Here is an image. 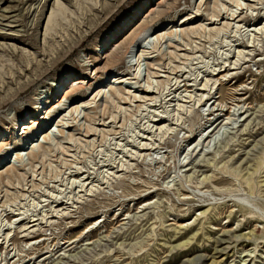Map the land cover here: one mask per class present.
Masks as SVG:
<instances>
[{
  "label": "rangeland",
  "instance_id": "1",
  "mask_svg": "<svg viewBox=\"0 0 264 264\" xmlns=\"http://www.w3.org/2000/svg\"><path fill=\"white\" fill-rule=\"evenodd\" d=\"M8 1L0 7L17 17L14 31L0 18V101L13 100L0 102V139L11 140L0 264H264V0H162L117 39L145 0ZM231 11L241 18L208 20ZM155 24L161 31L125 54ZM111 38L122 46L104 54ZM83 73L85 90L22 142L15 125ZM125 76L136 79L113 98L112 78ZM149 82L152 103L139 98Z\"/></svg>",
  "mask_w": 264,
  "mask_h": 264
},
{
  "label": "bare ground",
  "instance_id": "2",
  "mask_svg": "<svg viewBox=\"0 0 264 264\" xmlns=\"http://www.w3.org/2000/svg\"><path fill=\"white\" fill-rule=\"evenodd\" d=\"M10 1V0H9ZM8 1V2H9ZM161 1L162 0H145V2L144 3H142V5L141 6H139V8L137 9V11L134 13V15L131 17V19H129L128 21H126L124 24H123V26L118 30V31H116V32H114V34H112L113 36V38H115V39H117V37L119 36V35H121V34H123L126 30H131V29H133V28H135L136 26H137V23L135 22V20L136 19H138V17H139V15H141V18H143V17H148V15L149 14H151L152 12L154 13V10H155V8L153 7V5H155V4H159V3H161ZM217 1H219V0H217ZM224 1V0H223ZM244 1H248V2H250L251 0H244ZM253 1V0H252ZM251 1V2H252ZM10 2H18V1H16V0H11ZM220 2V1H219ZM219 2H218V4H219ZM235 4H237V6H238V8L239 7H242L243 6V4L242 3H240V1H238V2H235ZM222 6H225V5H222ZM236 6V5H235ZM234 6V7H235ZM245 6V5H244ZM217 8H220V7H218V5L216 6ZM215 7V8H216ZM248 7H250V5L248 6ZM214 8V9H215ZM225 9H226V7H224ZM237 8V7H236ZM241 10V9H240ZM16 11V9L15 10H13L12 9V7H6V8H1L0 7V12L2 13H0V18L2 19V20H4V21H7V23L8 24H2V25H4L3 27L5 28H8V30L9 31H14V29L16 30V28H14L15 26H12L11 24L14 22H16V20H14V19H16V17H17V15H12V16H8L7 14H13L14 12ZM219 11V13H220V9L218 10ZM217 12V11H216ZM215 12V13H216ZM230 12V11H229ZM212 13H214V11L212 12ZM212 13H211V15H212ZM218 13V12H217ZM216 13V14H217ZM222 13V12H221ZM227 13H228V11H227ZM226 13V18H222L221 20H219V18L220 17H223L222 15H220V14H217V16L216 15H212L211 17L212 18H208V20H210V22H212V24H215V23H217L218 21H220V22H222L224 19H226V20H232V21H236L237 19H240L241 17V13H240V15H238V16H236V14L235 13H233V11H231V13L232 14H227ZM0 19V20H1ZM13 19V20H12ZM140 19V18H139ZM244 20V19H243ZM137 21H139V20H137ZM186 23V21L184 22V24ZM164 25V24H163ZM221 25V24H220ZM223 25L226 27V26H228V28H229V24L228 23H223ZM160 25H157V24H155V25H153V26H150V27H146V28H144L142 31L140 30V33L139 34H135V35H137V36H135L136 38H132L133 37V35H132V37L130 38V39H132V41L129 43L128 42V48H127V52L125 53V54H130L131 53V50L135 47V46H137V45H139L140 43H141V41L142 40H144L145 38H146V35L149 33V32H151L152 30H156V31H154V32H156V33H158L159 31H161V27H159ZM230 26H231V24H230ZM2 26H0V28H1ZM2 27V28H3ZM5 30V29H4ZM137 30V29H136ZM221 30V29H220ZM0 31H2V30H0ZM21 32V31H20ZM186 32V31H185ZM171 33V32H170ZM182 33H184V32H181V34ZM167 34V36H169V37H171L170 35L171 34H173V32L171 33V34H169L168 32L166 33ZM169 34V35H168ZM2 35H4V33H2V32H0V36H2ZM5 35H6V33H5ZM174 35V34H173ZM161 36V39H162V34L160 35ZM159 36V37H160ZM187 36H189V35H187ZM122 37V36H121ZM163 37H164V35H163ZM166 37V36H165ZM205 37V36H204ZM124 38V37H123ZM158 38V37H157ZM173 38V37H172ZM171 38V39H172ZM134 39V40H133ZM128 40V39H127ZM175 41V40H174ZM114 43V45L116 46L115 48H118V47H121L122 45L121 44H118V41H113L112 40V38L111 39H106L105 41H104V43H103V47L102 48H106L107 50L104 52V54L105 53H108V51H109V48H107L108 46H109V44L110 43ZM126 42V41H125ZM113 45V44H112ZM110 55H111V57H110ZM108 57H110V63H112V64H110V65H113V64H115L116 62H117V60H118V56H117V51H114V52H111L110 54H107V56H106V58H108ZM129 64V63H128ZM110 65H108V66H110ZM139 65V64H138ZM137 64H136V66H138ZM115 65H113V66H110V69L109 70H107L104 74H103V76H104V79H106V76H109V75H111V72L113 71V67H114ZM131 66H133V65H131ZM140 66V65H139ZM138 66V67H139ZM130 67V66H129ZM149 67H151V66H149ZM112 68V69H111ZM133 68V67H132ZM222 68V67H221ZM99 70V69H98ZM97 70V71H98ZM137 70H138V68H137ZM230 70H227V68L224 70V71H222L221 70V72H220V70H219V74H217L216 76H218V77H220V76H222V73H227L228 74V72H229ZM99 73V72H98ZM138 73H140V71H138ZM83 76H78V77H76V78H74L73 80H71L70 81V83H69V85L68 86H66V81L65 80H62L60 83H59V86L56 88V90H54L53 92H52V95L51 96H49V97H47L44 101H43V103L42 104H38V106H37V108H36V111H34V115H31L30 116V118H29V120H28V122H26V120L25 119H23L22 120V124H16L15 126H16V128L19 130V132L22 130V132H24L23 134H22V136H26V139H24V141H22V142H24L25 143V141L27 142V140H29V139H31V136H33V134H31V131H33L34 133L37 131V130H40V128H44L47 124H48V122L51 120L50 119V117H52L53 115L52 114H55V113H57V112H59V111H61V109H62V107H64V105H66L67 104V100L68 99H70V97L71 96H74L76 93H78V92H81V91H83V90H85V77H86V73H83L82 74ZM128 75H130V74H128ZM132 75V74H131ZM130 75V76H131ZM136 75V74H135ZM137 75H139V74H137ZM155 75V74H154ZM157 75V74H156ZM224 76V75H223ZM222 76V77H223ZM139 77V78H138ZM140 77H141V74H140V76H137L136 78H137V80L138 79H140ZM70 78V77H69ZM68 78V79H69ZM134 78V80L136 79L135 77H133ZM160 78H162V77H160ZM71 79V78H70ZM220 80H222L221 78H219ZM130 80V81H129ZM133 79H130L129 77H127V76H125V77H114V78H112V82H110V91L112 92L111 94H112V96H113V98H114V96L116 97V96H118L119 98L120 97H122L123 95V92H121V89L122 88H124L123 87V85L124 86H130V85H132V83H131V81H132ZM133 80V81H134ZM28 81H30V80H28ZM189 81V80H188ZM219 81V80H218ZM138 82V81H137ZM29 83V82H28ZM26 84V83H25ZM70 84H71V86H72V88L69 90L68 88H69V86H70ZM151 84L152 83H150L149 82V88L148 87H146V88H148V89H146L145 87L143 88L144 90H142V93L143 94H145L144 95V97H139V98H143V99H145V101L144 102H147V101H150L151 103L152 102H156L155 100H157L155 97H153V95H155V92H153L152 90L154 89L152 86H151ZM23 85V84H22ZM28 85V84H27ZM29 85H31V84H29ZM115 85H120L121 87H116ZM185 85V84H184ZM25 86V85H24ZM140 86V85H139ZM187 85H185L184 87H186ZM190 86H192V85H190ZM205 86H206V84H205ZM205 86H203L204 88H205ZM60 87H65L64 88V90H63V92H62V94L59 96V93H58V91H59V89H60ZM133 87V86H132ZM142 87V86H141ZM150 87L151 88H153L152 90L150 89ZM188 87V86H187ZM202 87V86H201ZM202 87V89H204ZM24 87H21V90L17 93V95L16 96H19V93H21L24 89H23ZM29 88V87H28ZM146 89V90H145ZM181 89V88H180ZM200 88L198 87V90H199ZM25 90H26V88H25ZM197 90V89H196ZM205 90V89H204ZM17 91V90H16ZM109 91V92H110ZM102 92V91H101ZM184 92H185V90H184ZM207 92V91H206ZM14 93V92H13ZM124 94H125V92H124ZM14 95V94H13ZM10 96H12V94L10 95ZM9 97V96H8ZM190 97H192V96H190ZM202 97V96H201ZM6 98V97H5ZM18 98V97H17ZM124 98V97H123ZM122 98V99H123ZM129 97H127V99H128ZM9 98H7V99H4V102H3V100L2 101H0L2 104H4V106L6 105V103L8 102V101H10V100H8ZM125 99V98H124ZM126 99V100H127ZM131 99V98H130ZM135 101H136V99H137V96H135L134 95V98H133ZM192 99V98H191ZM201 100H202V98H200ZM204 99V98H203ZM8 100V101H7ZM13 101V100H12ZM12 101H10L9 103H11ZM112 101V100H111ZM141 100H137V102H140ZM143 101V100H142ZM52 102V103H51ZM95 102V101H94ZM110 102V101H109ZM200 102V101H199ZM222 102H224V101H222ZM237 102V101H236ZM235 102V103H236ZM240 102V101H239ZM2 104L0 105V106H2ZM51 104V105H50ZM221 104V103H220ZM44 106V108H42L41 106ZM218 105H219V103H218ZM233 105V104H232ZM83 106V105H82ZM81 106V107H82ZM155 106V105H154ZM219 107V106H218ZM221 107H222V105H221ZM225 107V106H224ZM143 108V107H142ZM217 108V107H216ZM0 109H1V107H0ZM3 109V108H2ZM43 109V110H42ZM76 109V108H75ZM75 109H73L72 111H75ZM215 109V108H214ZM214 109H213V111H214ZM219 110V109H218ZM223 110V109H222ZM221 110V111H222ZM78 111V110H77ZM236 111V110H235ZM215 112V111H214ZM106 113V112H105ZM43 114L45 115V117L44 118H41L42 116H43ZM73 114V113H72ZM104 114V113H103ZM107 114V113H106ZM84 115V114H83ZM219 115V114H218ZM244 115V114H243ZM84 116H87V118H88V115H84ZM104 116V115H103ZM108 116V115H107ZM90 117V116H89ZM105 117H106V115H105ZM91 118V117H90ZM97 119V118H96ZM227 119H229V118H227ZM85 120H86V117H85ZM88 120V119H87ZM86 120V121H87ZM93 119H90V121H92ZM24 122V123H23ZM88 122V121H87ZM90 123H92V122H90ZM102 125V124H101ZM104 125V124H103ZM34 129V130H33ZM81 129V128H80ZM83 129V128H82ZM95 128H93V127H88L87 128V130H86V133L87 134H89L90 136H92V135H94V133H95ZM59 131V130H58ZM88 131V132H87ZM13 133V132H12ZM63 134V131L61 130L60 131V134ZM31 134V135H30ZM10 136L12 135L11 133L9 134ZM203 136V135H202ZM65 137V136H64ZM86 137H87V135H86ZM89 137V136H88ZM22 138H24V137H22ZM45 142H46V140L48 141H50V140H52V138H51V134H49V132H48V134L45 136ZM147 139V138H146ZM11 140H9L8 138H6L5 140L3 139V140H1L0 139V165H2V164H4V162H6L7 160L5 159L6 158V156L9 154V146L11 145V142H10ZM48 141V142H49ZM71 141V140H70ZM47 142V143H48ZM46 143V144H47ZM20 144V143H19ZM18 145V144H17ZM20 145H22V144H20ZM23 146V145H22ZM39 148H41V145H39ZM43 148H44V146H43ZM42 149V148H41ZM147 149H149V148H147ZM150 150H152L151 148H150ZM41 151H38V153H35L34 152V150L33 151H31V154H30V158H31V160L33 161V162H38L39 161V159L41 158L40 157V155H41V153H40ZM18 158L17 159H19L18 161H22V157L21 156H17ZM30 160V159H29ZM22 169V168H21ZM15 167L14 166H12L10 169H8V171L6 172V173H3L2 174V178L4 177H6V176H4V174L5 175H7L8 176V178H10L11 177V175H12V173L13 172H15ZM80 172V171H79ZM79 172H77V173H79ZM84 173V172H83ZM81 176V175H80ZM86 184V183H85ZM207 212L208 211H204L203 213H200L201 215H205V214H207ZM20 215V214H19ZM8 216V215H7ZM18 216V215H17ZM17 221V220H16ZM37 221H39L38 219H36L35 221H32V223H35V222H37ZM31 223V222H30ZM42 223V222H41ZM35 225H37V224H35ZM32 227H34V224H32ZM183 227V226H182ZM29 228V227H28ZM27 228V229H28ZM31 228V227H30ZM10 229V228H9ZM12 229V228H11ZM10 231V230H9ZM222 232H223V236H227V238L229 239V237H231V234L232 233H234V232H232V230H227V229H222ZM231 233V234H230ZM254 233H255V230H253V231H251L250 233H249V235L251 236V235H254ZM230 234V235H229ZM27 236V235H26ZM9 237V235L7 236V238ZM1 239H2V237H0ZM6 238V239H7ZM28 238V236L26 237V239ZM184 239L185 238V235H180L179 236V238L178 239ZM243 238H247V236H242V239ZM251 238V237H250ZM25 239V240H26ZM28 239H31L32 241H37L38 239H35V238H33V237H31V238H28ZM199 239V235L198 234H195V235H193V237L191 238V239H184V240H186V241H194V240H198ZM45 240V239H44ZM1 241V240H0ZM220 241H224V240H220ZM3 243V242H2ZM36 243V242H35ZM0 245H2V244H0ZM188 245H190V243L189 242H187L186 244H184V246H188ZM20 259V258H19ZM18 258H17V260H16V262L19 260ZM204 260V259H203ZM20 261H22V260H20ZM19 261V262H20ZM24 261V260H23ZM16 262H12V263H16ZM210 264H214V262H212V263H210ZM216 264V263H215Z\"/></svg>",
  "mask_w": 264,
  "mask_h": 264
}]
</instances>
